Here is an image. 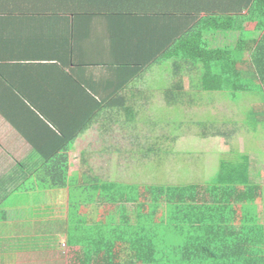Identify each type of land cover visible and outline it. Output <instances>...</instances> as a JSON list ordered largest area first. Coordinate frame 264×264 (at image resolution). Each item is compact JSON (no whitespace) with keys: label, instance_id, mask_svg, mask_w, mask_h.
Here are the masks:
<instances>
[{"label":"trees","instance_id":"trees-1","mask_svg":"<svg viewBox=\"0 0 264 264\" xmlns=\"http://www.w3.org/2000/svg\"><path fill=\"white\" fill-rule=\"evenodd\" d=\"M228 1L0 0V14L33 7L37 15L201 16L156 62L201 66L205 93L259 95L245 119L256 131L264 128V35L250 41L242 33L236 46L219 48L205 36L246 24L264 31V0H253L245 16ZM69 161L59 155L36 174L64 188L73 182ZM255 164L240 155L222 161L211 180L186 185L76 180L68 187L70 264H264V185L255 183Z\"/></svg>","mask_w":264,"mask_h":264},{"label":"crops","instance_id":"crops-1","mask_svg":"<svg viewBox=\"0 0 264 264\" xmlns=\"http://www.w3.org/2000/svg\"><path fill=\"white\" fill-rule=\"evenodd\" d=\"M252 3L226 4L241 8L245 16ZM34 11L0 14V264H70L68 187L76 180L117 181L86 174L82 167L89 163L82 160L87 156L80 143L90 140L87 133L94 122L115 108L145 69L159 65L156 59L201 16ZM251 28L246 24L243 30L211 33L205 39L212 48L234 47L242 33L250 41L260 40L264 31ZM65 154L73 182L64 188L44 185L37 171ZM247 156L256 160L255 183L264 185L258 180L263 174L258 157ZM42 188H51L62 201L60 214L53 219L42 214L48 201L43 195V203L30 204V214L23 215L27 207H20L19 196Z\"/></svg>","mask_w":264,"mask_h":264},{"label":"rangeland","instance_id":"rangeland-1","mask_svg":"<svg viewBox=\"0 0 264 264\" xmlns=\"http://www.w3.org/2000/svg\"><path fill=\"white\" fill-rule=\"evenodd\" d=\"M201 75V66L179 60L145 69L115 108L94 122L90 140L79 144L86 149V174L124 183L186 185L211 180L224 160L254 154L264 183V128L253 131L245 122L259 95L233 99L205 93ZM53 194L51 188L26 192L19 196L20 207L42 204L48 195L42 214L53 219L62 202Z\"/></svg>","mask_w":264,"mask_h":264}]
</instances>
